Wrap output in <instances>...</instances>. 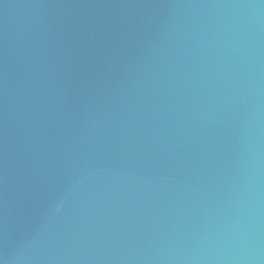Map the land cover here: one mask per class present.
<instances>
[{"label": "water", "instance_id": "water-1", "mask_svg": "<svg viewBox=\"0 0 264 264\" xmlns=\"http://www.w3.org/2000/svg\"><path fill=\"white\" fill-rule=\"evenodd\" d=\"M0 264H264V0H0Z\"/></svg>", "mask_w": 264, "mask_h": 264}]
</instances>
